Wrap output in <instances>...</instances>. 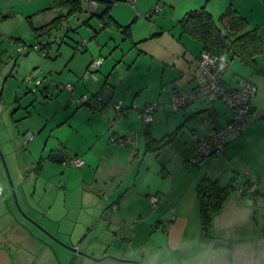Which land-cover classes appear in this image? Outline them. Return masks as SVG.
Segmentation results:
<instances>
[{"label": "crops", "instance_id": "crops-1", "mask_svg": "<svg viewBox=\"0 0 264 264\" xmlns=\"http://www.w3.org/2000/svg\"><path fill=\"white\" fill-rule=\"evenodd\" d=\"M23 1L0 0V12H6L5 18ZM206 2L80 0V11L87 24L90 25V20L95 21L98 27H108L115 36L120 34L123 41L128 40L129 48L135 55L130 63L121 64L123 69H119L123 72L116 70L117 63L111 61L107 63L108 66L103 61L101 68L94 70L103 72V87L106 92L102 97L99 93L96 96H100L109 106L108 102L113 98L122 99L125 104L129 94L134 93L131 99H138L143 104L162 97L170 100L176 91L192 87L202 45L181 29L179 19L187 11L204 6L217 26L222 27L220 15L229 5L233 6L227 0H221L217 4L210 3L208 7L205 6ZM157 3L160 4V10L155 13L154 19L141 20L139 14L149 11ZM248 7L250 12L256 8L263 21L256 24L263 43L262 52L255 57L260 72H252L234 57L222 79L226 85L237 87L234 76L240 74L241 78L255 86V95L250 102L259 117L250 119L249 126L240 133L229 134L225 149L219 156L201 158L196 163L188 164L187 160L194 154L198 139L209 128L225 126L232 118V111L222 102L208 101L203 97L182 107V114H177L180 115L181 122L176 129L180 128L186 136L184 146L176 154L177 158H160L158 164L165 176L154 188L147 185L142 191H137V177L128 182L122 176L114 182L109 180L110 177L100 176L106 169L114 166L120 172L122 164H118V155L105 152L92 159L88 155L89 151L85 150L84 154L95 175L91 184L85 181V175L81 179L80 184L86 185L80 194L81 207L88 208L89 198L95 195L91 186H102L104 183V188L99 192L103 195L102 198L94 202L91 211L82 214L86 215L85 219L73 217L74 211L75 216H78L79 206L66 202L60 206L46 205L44 215L29 210L36 216L42 215L43 221L48 222L46 226H42L54 238L72 246L75 251L63 247L51 237L45 238L35 233L15 217L4 220L3 210V213L0 212V264H264V5L261 0H251ZM105 10L108 23L102 25L98 15ZM236 10L247 20V13L244 14L239 7ZM248 21L253 24L251 20ZM93 30L97 33L96 27ZM141 61L143 64H140ZM133 67L135 70L146 71L145 84L124 83L125 75H129ZM117 88H121V91L114 95ZM108 109V113L114 116L111 107ZM134 114V110L130 109L129 115L116 116L114 124L116 120L122 119L116 131L111 128V133L116 137H123L132 131L137 141L140 137L144 140L145 153L148 151L147 136L156 140L152 132L156 118L146 124L143 131V122ZM178 134L173 140H176ZM167 147L165 145L159 150L162 153ZM129 150L128 146H124L125 161L127 158L132 160L140 153L137 147L135 155L129 154ZM51 152H59L64 160L72 157L57 148L51 149ZM142 163L138 164V173ZM84 165L85 161L82 166ZM203 178L214 181L221 187L231 183L233 189L222 200L218 209L212 212L207 230H203L201 225L200 196L197 191V185ZM251 178L254 179L253 192L246 191ZM239 188L245 189L243 197H238L235 193ZM152 189L153 195L160 196L154 208L150 204L152 195L148 194ZM101 214L104 216L101 217ZM12 215L15 216L14 213ZM62 220L68 221V231L53 230L51 226ZM60 234L67 235L69 242Z\"/></svg>", "mask_w": 264, "mask_h": 264}, {"label": "rangeland", "instance_id": "rangeland-1", "mask_svg": "<svg viewBox=\"0 0 264 264\" xmlns=\"http://www.w3.org/2000/svg\"><path fill=\"white\" fill-rule=\"evenodd\" d=\"M220 1L205 0V6ZM227 1L231 2L235 9L239 7L244 14L247 13V20L253 23L248 21L249 27L258 26L256 24L262 21L256 8L250 12L248 5L251 0ZM261 3L264 5L262 0ZM156 5H159V9H155ZM159 10L160 4L157 3L149 11L139 15L141 20L154 19L155 13ZM12 11L5 18L6 12H0V212L5 211L2 217L4 220L15 217L35 233L50 238L48 236L51 235L50 232L43 227L48 224L42 218L46 205L60 206L66 202L79 206L78 216H75L76 211L72 216L84 220L86 215L82 214L91 211L94 202L99 201L103 196L99 192L104 188V183L102 186H91L95 195L89 198L88 208L80 205L82 203L80 194L82 188L86 187L85 184H80L81 179L85 175L88 179L85 181L91 184L95 175L93 167L89 166L84 154L85 150L89 151L88 155L92 159L98 158L105 152L118 155V164H122L120 172L114 166L112 169H106L100 176L110 177L109 180L114 182L122 176H125L128 182L134 181L137 177V191H142L147 185L154 188L165 176L158 161L160 158L162 160L177 158L176 154L184 146L186 136L179 128L176 140L166 144L168 147L162 153L155 148L159 146L157 141L152 142L151 148L145 154L144 140L140 137L137 141L132 131L125 135L133 136V144L113 142L111 137L116 136L111 130L116 131L122 119L118 117L114 124L116 114L113 103H122L123 100L116 98L109 100L108 104L114 116L108 113L110 107L107 104L101 106L102 103L95 100L93 95L99 93L102 97L106 92L103 87V72L94 71L101 67H94L93 61L97 59L106 61L105 66L111 61L117 63L116 70L123 69L121 64H128L135 57L134 52L129 48L128 40L123 41L120 34L115 36L108 27L105 29L98 27L95 21L90 20L88 25L83 20L82 12L72 9L70 3L56 4L54 0H24ZM53 21L55 25L47 26L44 28L45 31H42L40 27ZM94 27L97 33H94ZM39 42L43 43V48L35 50L34 46ZM232 61L233 59L228 65ZM140 64H143L142 61ZM129 72V75H125V84L135 85L139 82L145 84V70L139 71L134 68ZM235 76L234 82L238 85L240 74ZM29 77L30 82L27 81ZM35 80H39L40 84L35 85ZM67 84L71 90L66 87ZM120 91L121 88H117L116 93L113 94L117 95ZM84 94L89 98L88 104H81L78 100ZM113 94L111 93L112 96ZM133 95L129 94L124 101L127 105L122 104L130 106L134 102L137 107L146 103L158 104L153 113L156 122L152 129L156 140L175 131L181 122L180 109L175 111L169 100L163 97L141 104L140 100L131 99ZM216 101L224 104L221 100ZM130 109L134 110V115L137 116V110L129 108L128 113L123 114V117L129 115ZM178 113L180 115H177ZM145 127L146 124L141 123L143 131ZM124 146H128V150L131 148L129 154H132V149L136 147L140 153L132 160L127 158L125 161ZM56 148L72 156L64 161L75 158L74 154H79L85 165L79 168L64 164V161L51 160L50 150ZM140 163L142 168L138 173L137 168ZM147 167L149 170H146ZM13 191L21 209L16 208ZM152 191L153 189L148 192L150 196L154 193ZM83 205L86 203L83 202ZM147 207L152 209L150 204H147ZM30 209L42 215L36 216L29 211ZM103 216L101 214V217ZM68 226V221L62 220L51 227L55 231L63 232L68 231ZM60 236L69 242L67 235L60 234Z\"/></svg>", "mask_w": 264, "mask_h": 264}, {"label": "built area", "instance_id": "built-area-1", "mask_svg": "<svg viewBox=\"0 0 264 264\" xmlns=\"http://www.w3.org/2000/svg\"><path fill=\"white\" fill-rule=\"evenodd\" d=\"M94 3V1H91ZM155 9H159V5H156ZM35 50L42 49V42H39L34 46ZM102 61L100 59L94 60V67L100 66ZM229 64V59L226 56H220L214 51L203 50L200 52L197 58V72L194 76V84L189 89L176 91L170 98L169 103L171 107L178 111L182 107L190 104L198 98H205L208 101L221 100L225 106L232 111V118L230 121L221 128H209L204 135H202L197 141V147L194 154L188 158L187 163H196L201 158L219 156L227 144V136L229 134H238L243 131L250 124V119H257L259 115L252 109L251 99L255 95V86L246 79H239L237 87H231L223 82V74ZM27 81H31V78H27ZM35 85H39L40 81L35 80ZM66 87L71 90V87L67 84ZM80 103H84L89 100L88 96L84 94L78 98ZM95 100L98 103L104 102L100 96H95ZM100 106V107H101ZM158 104L156 102L146 103L141 107H137L134 102L130 106H124L122 103H113V109L116 116L121 114H127L129 108H135L137 110V118L145 124H149L153 121V113L156 110ZM113 142H119L124 144H133L132 137H111ZM137 152L136 148L132 149V155ZM64 164L74 165L75 167H81L84 164L83 159L80 156L71 158L63 162ZM246 191H254V179L249 180V186ZM238 197H243L245 189L239 188L235 191ZM160 196L155 194L150 197V204L154 208Z\"/></svg>", "mask_w": 264, "mask_h": 264}, {"label": "trees", "instance_id": "trees-1", "mask_svg": "<svg viewBox=\"0 0 264 264\" xmlns=\"http://www.w3.org/2000/svg\"><path fill=\"white\" fill-rule=\"evenodd\" d=\"M57 3H70L72 9L81 10L80 0H54ZM102 25L108 23L107 11L98 15ZM219 21L222 27L217 26L212 16L204 6L187 11L178 23L181 29L200 41L202 51H214L220 56H226L229 61L236 57L252 72H260L257 67L255 57L263 50V43L258 33V27H249L247 20L231 5H229L220 15ZM51 24L40 27L42 31ZM43 45V43H42ZM43 48V46H42ZM96 95H93V97ZM88 100L81 104H88ZM177 128L171 134L166 135L160 140L152 139L149 135L146 139L147 148H151L152 142H159L157 149L162 148L174 139L178 132ZM148 134V133H147ZM59 152L49 153V158L53 161H64ZM200 196V219L203 230H207L211 222L212 212L220 206L222 200L232 193V184L219 186L216 182L203 178L197 185Z\"/></svg>", "mask_w": 264, "mask_h": 264}, {"label": "water", "instance_id": "water-1", "mask_svg": "<svg viewBox=\"0 0 264 264\" xmlns=\"http://www.w3.org/2000/svg\"><path fill=\"white\" fill-rule=\"evenodd\" d=\"M13 195H14V203H15V205H16V208L21 209V208H20V205H19V203H18V201H17V197H16L14 191H13ZM48 236H50L51 238H54V237H55V236H53L52 234H51V235H48ZM54 240L57 241L58 239L55 238ZM58 243H59L60 245H62L63 247L69 249V250H72V249H73V251H75V249H74L72 246L67 245L65 242H63V241H61V240H58ZM80 253H82V252H80Z\"/></svg>", "mask_w": 264, "mask_h": 264}]
</instances>
